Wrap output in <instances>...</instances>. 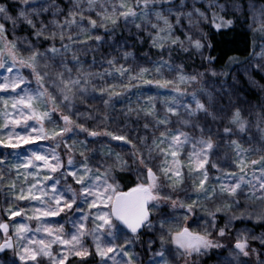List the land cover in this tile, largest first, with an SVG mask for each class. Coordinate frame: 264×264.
Returning <instances> with one entry per match:
<instances>
[{
  "label": "clouds",
  "instance_id": "obj_1",
  "mask_svg": "<svg viewBox=\"0 0 264 264\" xmlns=\"http://www.w3.org/2000/svg\"><path fill=\"white\" fill-rule=\"evenodd\" d=\"M0 264H264V0H0Z\"/></svg>",
  "mask_w": 264,
  "mask_h": 264
}]
</instances>
